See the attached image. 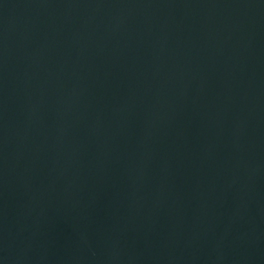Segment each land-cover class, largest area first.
Here are the masks:
<instances>
[{"label":"water","instance_id":"95a60500","mask_svg":"<svg viewBox=\"0 0 264 264\" xmlns=\"http://www.w3.org/2000/svg\"><path fill=\"white\" fill-rule=\"evenodd\" d=\"M0 264H264V0H0Z\"/></svg>","mask_w":264,"mask_h":264}]
</instances>
